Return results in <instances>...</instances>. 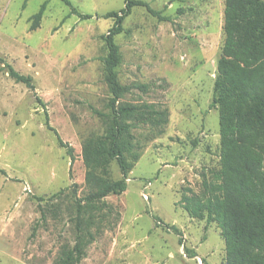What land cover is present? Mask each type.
Here are the masks:
<instances>
[{"label": "rangeland", "instance_id": "rangeland-1", "mask_svg": "<svg viewBox=\"0 0 264 264\" xmlns=\"http://www.w3.org/2000/svg\"><path fill=\"white\" fill-rule=\"evenodd\" d=\"M69 1L71 7L0 0V264H58L60 249H72L78 234L77 204L87 193L81 144L102 131L92 112L104 111L108 99L101 36L113 20L104 15L119 12L124 1ZM139 1L158 15L135 7L125 18L115 37L118 77L147 85L128 99L167 109L169 122L151 141L146 128L135 130L141 156L127 189L104 198L110 215L89 226L93 238L84 239L76 264H224L216 224L190 218L179 205L185 190L199 192L201 173L218 166L212 98L224 0ZM43 3L39 28L30 31ZM6 64L29 76L33 90L15 82ZM111 171L120 179L115 163Z\"/></svg>", "mask_w": 264, "mask_h": 264}, {"label": "trees", "instance_id": "trees-1", "mask_svg": "<svg viewBox=\"0 0 264 264\" xmlns=\"http://www.w3.org/2000/svg\"><path fill=\"white\" fill-rule=\"evenodd\" d=\"M60 1L71 7L69 0ZM123 1L119 12L104 15L113 20L107 34L101 36L106 49L101 58L102 80L108 99L104 111L92 112L102 131L82 140L87 193L82 197L84 204H77L74 247L60 249L58 264L81 260L84 239L93 238L89 226L98 228L110 215L112 207L104 198L126 191L128 175L141 156L135 130L146 128L145 139L151 141L163 134L169 122L167 109L128 99L134 91L146 93L147 85H124L119 80L117 68L122 58L115 37L123 32L125 18L135 7L158 15L143 1ZM45 7L43 3L31 17L30 31L39 28ZM223 33L212 98L219 112L218 166L202 172L199 192L185 190L179 205L190 218L216 224L224 242V264H264V0H224ZM6 68L15 82L33 90L29 76L20 75L8 64ZM45 124L49 128L47 120ZM57 141L67 148L60 138ZM67 153L72 157L70 150ZM113 163L120 179L113 178Z\"/></svg>", "mask_w": 264, "mask_h": 264}]
</instances>
